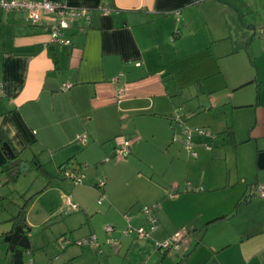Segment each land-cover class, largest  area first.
<instances>
[{"label":"crops","instance_id":"0c3cea01","mask_svg":"<svg viewBox=\"0 0 264 264\" xmlns=\"http://www.w3.org/2000/svg\"><path fill=\"white\" fill-rule=\"evenodd\" d=\"M62 1L88 9L62 29L68 43L50 39L53 14L30 22L0 9L2 138L29 168L36 159L57 176L66 161L85 177L102 164L106 186L81 185L120 210L118 264H264V197L254 192L264 184V0ZM189 70L185 83L174 80ZM192 83L190 97H202L188 102L180 93ZM177 110L212 135L193 137L186 171L158 180L143 149L168 144ZM120 134L133 139L130 153L112 159ZM120 161L134 168L112 187ZM153 203L150 236L123 233L122 213L147 227L141 206ZM177 230V248L155 247Z\"/></svg>","mask_w":264,"mask_h":264},{"label":"rangeland","instance_id":"374dc122","mask_svg":"<svg viewBox=\"0 0 264 264\" xmlns=\"http://www.w3.org/2000/svg\"><path fill=\"white\" fill-rule=\"evenodd\" d=\"M188 74L192 76L190 70L183 73L177 72L174 80L177 83H185V79L190 77ZM192 87L194 89L197 88L196 83H192L191 88H185L184 86L180 93L189 98L188 102L197 101L202 97V94L198 93L191 98L189 92H192ZM177 89L179 90V87ZM197 96L200 98H197ZM175 97H180V95ZM173 115L172 135L168 144L159 145L157 150H151L148 147L144 148V146V149L142 148V159L145 160V163H150L154 166V178L158 180H161L162 172L173 171L180 175L186 171L185 165L190 156L180 141L181 129L185 125H194H191L187 120L185 121L179 110L174 112ZM190 117L192 118V116ZM120 137L133 141L125 134H120ZM114 140L116 141V138ZM172 142L177 143V145ZM115 146L111 158H126L119 157L116 154ZM173 157H177L181 162L170 161ZM91 165L87 177H85L87 173L83 168L88 167V164L83 166V171L79 173L83 174L84 178L79 183H75L67 177L57 176V171L49 173L34 167L19 171L14 178L8 179L5 176V172L0 169V234L10 228V217L16 214L19 208L23 206L26 220L31 227V251L25 254V262H27L28 258H32L33 264L119 263L120 220L118 216L120 217V210L114 206H107L105 205L106 203L103 205L97 204L99 189L94 187L88 189L81 185L86 183L90 177H105L104 175L106 174L100 172L101 163ZM133 168L129 163L120 161V179H117L115 183L113 180L111 186L120 185V187H125L126 183L123 173H127ZM189 171H196V169L189 168ZM67 197H73L74 202L81 199L83 208L70 210L66 202ZM104 206L107 207L106 210ZM112 213L114 216L111 215ZM110 224L114 226L115 230H113L117 236L113 234V230L111 232L105 230V227ZM126 224L125 221V225L121 228L122 231L125 229ZM91 235L95 236L96 245L84 241L86 237ZM111 240H116L117 242L114 243ZM0 264H11L9 253L7 252V244L2 240H0Z\"/></svg>","mask_w":264,"mask_h":264},{"label":"built area","instance_id":"2783aa9c","mask_svg":"<svg viewBox=\"0 0 264 264\" xmlns=\"http://www.w3.org/2000/svg\"><path fill=\"white\" fill-rule=\"evenodd\" d=\"M0 9L11 12L18 11L24 14L26 20L30 22H37L43 13L53 14L55 16L52 23L49 25V35L52 41H58L60 43H68L69 39L65 38L62 33V29L69 25V20L78 16H87L88 9L85 7H75L71 6L65 1L62 0H0ZM103 11H107V7H102ZM262 30V29H260ZM138 64V63H137ZM70 86V83L63 82L60 85L61 89H67ZM0 90H1V82H0ZM178 117V116H176ZM196 135H212L211 132L203 126H188L185 125L181 129V141L186 148L187 152L191 155H196V152L193 148V137ZM116 138V146L115 152L119 157H126L130 153V144L131 141L128 138L117 136ZM76 140L85 144L87 141V136L85 133H80L76 135ZM206 148H210L209 143H204ZM63 175L75 183H79L82 180L83 175L78 171L73 170L71 168H66L63 171ZM98 186H103L106 182L104 177H99L97 180ZM254 192L258 195L264 197V184H258L254 187ZM102 196L98 201H100ZM66 202L70 208V210L78 209V204L75 203L71 197L66 198ZM159 206V203H153L149 205L141 206V210L146 215V219L148 221V226L144 227L143 225L133 226L130 223L129 216L127 213L123 214V217L126 221V227L123 230L125 234L134 231L135 236L137 238H146L150 236L151 232L156 228L157 219L154 215V210ZM113 225H107L105 230L107 232H111L113 230ZM182 237V230H177L172 233L169 237L163 240H155V247L164 252L165 250L175 247L177 248L179 240ZM85 242L92 243L96 245L95 236L91 235L84 239ZM116 243V240H111ZM81 242V241H80ZM26 264H33L32 258H28Z\"/></svg>","mask_w":264,"mask_h":264},{"label":"trees","instance_id":"16d2710c","mask_svg":"<svg viewBox=\"0 0 264 264\" xmlns=\"http://www.w3.org/2000/svg\"><path fill=\"white\" fill-rule=\"evenodd\" d=\"M3 141H6V140L2 138L1 129H0V169L1 171L5 172L6 178L12 179L19 173L18 165H19L20 157L18 156V153L13 150L15 153V156L9 159L1 148ZM30 164H31V167L43 170L42 164L36 159H33L30 162ZM66 168L77 170V168L70 166L69 162L66 161L58 166V172L62 175V177H65L63 175V171ZM94 186L102 190L104 185L98 186L97 181H95ZM101 196H102L101 200L98 201ZM104 197L105 195L101 191V193L99 194L97 198V202L98 203L102 202ZM78 209H79V205H78ZM10 220H11V226L8 230L0 234V240H2L3 242L7 244V252L9 253L11 264H25L26 263L25 254L31 251V248H30L31 246V239H30L31 227L26 220L24 207L22 206L21 208H19L17 213L10 217Z\"/></svg>","mask_w":264,"mask_h":264},{"label":"water","instance_id":"95a60500","mask_svg":"<svg viewBox=\"0 0 264 264\" xmlns=\"http://www.w3.org/2000/svg\"><path fill=\"white\" fill-rule=\"evenodd\" d=\"M1 148L9 159L15 156L13 149L7 141H3ZM18 167L19 171H25L29 168V164L24 159H20Z\"/></svg>","mask_w":264,"mask_h":264}]
</instances>
